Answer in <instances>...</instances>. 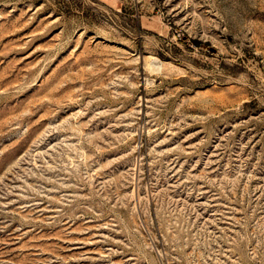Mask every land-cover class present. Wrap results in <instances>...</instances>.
<instances>
[{
	"label": "rangeland",
	"instance_id": "374dc122",
	"mask_svg": "<svg viewBox=\"0 0 264 264\" xmlns=\"http://www.w3.org/2000/svg\"><path fill=\"white\" fill-rule=\"evenodd\" d=\"M0 264H264V0H0Z\"/></svg>",
	"mask_w": 264,
	"mask_h": 264
}]
</instances>
